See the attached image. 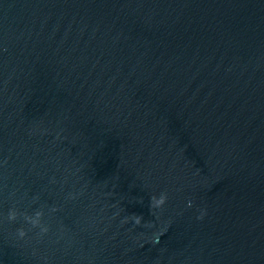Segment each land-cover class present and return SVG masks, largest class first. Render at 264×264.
Listing matches in <instances>:
<instances>
[{
    "label": "water",
    "instance_id": "obj_1",
    "mask_svg": "<svg viewBox=\"0 0 264 264\" xmlns=\"http://www.w3.org/2000/svg\"><path fill=\"white\" fill-rule=\"evenodd\" d=\"M0 264H264V0H0Z\"/></svg>",
    "mask_w": 264,
    "mask_h": 264
}]
</instances>
